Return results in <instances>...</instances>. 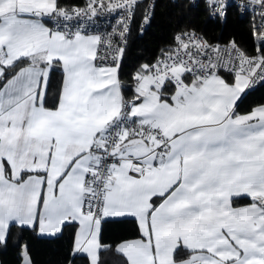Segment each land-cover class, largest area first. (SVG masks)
I'll use <instances>...</instances> for the list:
<instances>
[{"label":"snow or ice","instance_id":"6c2138e0","mask_svg":"<svg viewBox=\"0 0 264 264\" xmlns=\"http://www.w3.org/2000/svg\"><path fill=\"white\" fill-rule=\"evenodd\" d=\"M201 3L219 22L250 12L254 54L185 28L126 83L157 0H0V246L15 230L20 264L26 231L65 227L67 264H264V105L237 111L264 85V0ZM106 14L110 31L88 27ZM125 220L139 237L106 242Z\"/></svg>","mask_w":264,"mask_h":264},{"label":"trees","instance_id":"16d2710c","mask_svg":"<svg viewBox=\"0 0 264 264\" xmlns=\"http://www.w3.org/2000/svg\"><path fill=\"white\" fill-rule=\"evenodd\" d=\"M83 5V0H75ZM139 11L137 12V20ZM252 16L249 14H238L236 10H229L226 22L210 19L205 12L200 0L192 3L189 0H157L155 16L151 25L141 35L137 24H132L131 35L128 37L127 50L124 53L121 69V79L126 83L132 72L138 65L145 61H151L159 49L171 41L176 31L185 28L195 29L208 41H232L246 49L248 53L255 51L256 42L252 34ZM228 79L226 73H222ZM59 74H53L49 90V103L53 100L58 82ZM126 95L130 96L131 92ZM264 104V85H257L243 95L238 103L237 111L245 113L253 107ZM247 199L238 201V205L246 204ZM73 229L65 227L63 234L56 237L40 236L36 232L26 231L23 240L27 243L33 264H67V255L71 247ZM18 233L13 230L6 246H0V264H19L20 247L16 237ZM104 237L106 242L117 243L121 240L139 237V232L131 220L122 222H110L104 225ZM102 264H120V257L111 252L101 254ZM76 264H83L77 259Z\"/></svg>","mask_w":264,"mask_h":264},{"label":"built area","instance_id":"2783aa9c","mask_svg":"<svg viewBox=\"0 0 264 264\" xmlns=\"http://www.w3.org/2000/svg\"><path fill=\"white\" fill-rule=\"evenodd\" d=\"M191 1L192 3L196 2L197 0H189ZM201 1V0H200ZM249 15H251V13H247ZM116 19H117V15L116 14H111V15H108L106 14L105 16L101 17V18H98L94 25H89L88 27L92 30V31H105V30H108L110 31V27L109 25L110 24H115L116 22ZM257 23H259V18L257 17ZM198 33V32H197ZM210 43L212 44H219L221 46H224V45H227L229 44L231 41H224V42H219V41H209ZM257 43V42H256ZM255 52V51H254ZM254 52H251L249 53L250 55L254 54Z\"/></svg>","mask_w":264,"mask_h":264},{"label":"crops","instance_id":"0c3cea01","mask_svg":"<svg viewBox=\"0 0 264 264\" xmlns=\"http://www.w3.org/2000/svg\"><path fill=\"white\" fill-rule=\"evenodd\" d=\"M252 110V109H251ZM251 110H249V111H251ZM248 111V112H249ZM245 113H247V112H245ZM245 113H242V114H245ZM247 204V203H246ZM246 204H242V205H246ZM242 205H238V206H242ZM37 233V232H36ZM38 234V233H37ZM39 235V234H38ZM40 236H47V235H40ZM135 238H138V237H135ZM135 238H130V239H126V240H131V239H135ZM19 264H20V262H19Z\"/></svg>","mask_w":264,"mask_h":264},{"label":"rangeland","instance_id":"374dc122","mask_svg":"<svg viewBox=\"0 0 264 264\" xmlns=\"http://www.w3.org/2000/svg\"><path fill=\"white\" fill-rule=\"evenodd\" d=\"M264 105V104H263Z\"/></svg>","mask_w":264,"mask_h":264}]
</instances>
